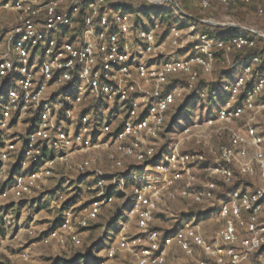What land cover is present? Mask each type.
<instances>
[{
  "label": "built area",
  "instance_id": "2783aa9c",
  "mask_svg": "<svg viewBox=\"0 0 264 264\" xmlns=\"http://www.w3.org/2000/svg\"><path fill=\"white\" fill-rule=\"evenodd\" d=\"M170 5L180 20L167 24ZM187 100L202 114L176 138ZM0 143L15 168L4 197L32 200L56 177L67 187L68 172L88 181L83 208L65 192L52 200L68 207L46 244L82 246L122 199L119 242L97 264H169L171 253L174 264H264V28L195 18L181 0H0ZM180 200L193 210L183 225L154 227Z\"/></svg>",
  "mask_w": 264,
  "mask_h": 264
},
{
  "label": "rangeland",
  "instance_id": "374dc122",
  "mask_svg": "<svg viewBox=\"0 0 264 264\" xmlns=\"http://www.w3.org/2000/svg\"><path fill=\"white\" fill-rule=\"evenodd\" d=\"M144 3V2H142ZM184 9L196 15L201 19L203 17L198 12L201 7L199 0H181ZM261 0H255L254 4L236 6L231 14L221 11L220 18L231 17L233 21L264 28V15H259L257 8ZM197 12V13H196ZM199 13V14H198ZM167 24L179 21L180 18L175 12L174 6H168L164 10ZM235 55V53H234ZM233 55V56H234ZM185 107L176 123L174 136L180 137L181 130L192 118L200 116L201 104L195 100L185 101ZM172 135L164 139V144L171 140ZM187 146V145H186ZM101 168L106 173H116L113 169V163L104 154L101 159ZM13 166L11 163L0 161V262L4 264H94L98 258L107 256L109 245L114 242L117 244L120 239L119 229L125 220L122 215L125 208H121L122 199H118L111 206L103 210L100 217L94 222L92 227L83 234V245L80 247H62L53 244H46L41 240V235L48 230L55 228L62 220L63 212L60 207L54 205L52 200L56 199L59 193L70 194L72 202H76L80 208L86 206L90 201L92 193L87 189V180L78 174L68 172L66 177L70 181L67 187L58 188L56 185L60 177H56L49 189L39 194L32 200L15 199L12 196H2L7 186L8 179L11 177ZM65 178V180H66ZM81 178V179H80ZM85 180V181H83ZM59 190H56V189ZM167 213H159L153 226L173 231L177 226L175 214L178 218L182 213L192 212L186 201L167 202L164 206ZM189 208V210H188ZM194 211H197L194 209ZM189 218V217H188ZM186 218V219H188ZM207 230L212 231L215 228V222L212 220L202 224ZM135 231V229H134ZM25 255L27 257H25ZM173 253L169 256V264H174ZM184 258H181L178 264H187ZM129 258L121 254L114 264H128Z\"/></svg>",
  "mask_w": 264,
  "mask_h": 264
},
{
  "label": "trees",
  "instance_id": "16d2710c",
  "mask_svg": "<svg viewBox=\"0 0 264 264\" xmlns=\"http://www.w3.org/2000/svg\"><path fill=\"white\" fill-rule=\"evenodd\" d=\"M254 3H255L254 0L252 2H250V3H246V2H243V1H237L231 8H229L227 10L219 2H213L212 6L209 7V8H203L200 5V3H199L201 9L198 12L200 13V15L203 16L201 18H215V19H218V18H220L219 13H221V11H224L225 13L231 14L232 10L236 6H239L240 4L248 5V4H254ZM231 15H233V14H231ZM194 17L198 18L196 15H194ZM234 31L235 30L231 29V28H222V27H213V28H211V32L217 37L227 36L229 34H232ZM260 51H261V48L257 47V48L249 49V50H246V51L237 52V53H235V57H249V56H252V55H254L256 53H259ZM0 146H1V143H0ZM14 170H15V168L13 169L12 174H13ZM11 178H12V176L8 179V182L11 180ZM66 207H68V204H65L63 207L60 208L61 212H63ZM189 216H191V212L182 213L180 215V217H179V220L176 223L177 224L176 228L173 231L167 232V233H174L177 229H179L183 225L184 220H187L186 218H188ZM100 260H101V258L97 257V259L94 261V264H97ZM0 264H4V263L0 262ZM56 264H62V263L61 262H57Z\"/></svg>",
  "mask_w": 264,
  "mask_h": 264
},
{
  "label": "crops",
  "instance_id": "0c3cea01",
  "mask_svg": "<svg viewBox=\"0 0 264 264\" xmlns=\"http://www.w3.org/2000/svg\"><path fill=\"white\" fill-rule=\"evenodd\" d=\"M57 186H58V185H57ZM58 188H60V187H58ZM58 188H57L56 190H59Z\"/></svg>",
  "mask_w": 264,
  "mask_h": 264
}]
</instances>
